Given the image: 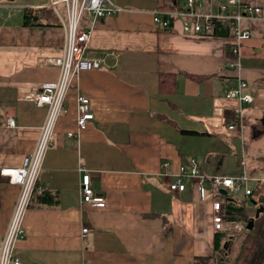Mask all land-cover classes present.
<instances>
[{"label":"crops","instance_id":"obj_1","mask_svg":"<svg viewBox=\"0 0 264 264\" xmlns=\"http://www.w3.org/2000/svg\"><path fill=\"white\" fill-rule=\"evenodd\" d=\"M114 1L125 10L95 23L86 53L102 59L103 66L80 72L69 88L67 113L57 122L39 175L41 191L58 201L40 205L34 198L29 205L25 238L15 247L21 264H194L197 257H217L211 198L201 200L191 184L170 192L168 181L175 182L190 159L202 174L231 177L218 172L224 170L225 156L238 160V133L226 127L239 105L226 94L238 80L247 83L244 92L253 97L243 105L244 140L249 130L253 140L264 137V0H241L260 7L262 14L242 21L251 37L242 43L239 71L227 66L235 43L231 31L229 37L187 38L181 19L171 28L155 24L156 12L181 10L187 0ZM195 1L197 12L216 14L218 3L228 0ZM49 4L0 0V171L22 165L45 120L47 108L23 96L59 78L58 67L41 62L56 56L65 39ZM36 9L45 10V26H25V11ZM239 11L229 6L231 14ZM90 24L86 17L83 26ZM161 74L175 77L173 93H160ZM195 75L212 77L199 81ZM80 96L89 100L94 118L70 137L78 132ZM8 118L15 127L6 126ZM254 128L261 132L257 138ZM259 161L264 165V158ZM164 162L169 178L161 176ZM80 168L91 175L103 206L82 203ZM256 174L264 180V172ZM18 194L9 179L0 184V241ZM233 248L232 242L230 252Z\"/></svg>","mask_w":264,"mask_h":264},{"label":"built area","instance_id":"obj_2","mask_svg":"<svg viewBox=\"0 0 264 264\" xmlns=\"http://www.w3.org/2000/svg\"><path fill=\"white\" fill-rule=\"evenodd\" d=\"M241 0H228L226 3H218L219 10L216 14L199 13L196 10L195 0H187V4L181 10L170 11L163 16L156 12L154 16L155 24L163 28H171L175 21L182 20V33L187 38L207 39L214 37V20H222L228 24L233 34L235 43L231 45L233 59L227 62V66L235 70H240L241 46L242 43L251 37V31L242 27V21L255 19L262 14V9L251 4H242ZM201 6V4H200ZM229 6H237L240 11L236 14L229 12ZM49 7L57 16L61 27L65 32L64 45L60 52L53 57H45L41 60L43 65H51L59 68V78L55 83L43 84L41 89L34 94L23 96L24 99L34 102L37 107H46L47 113L44 123L40 127V135L34 150L23 158L22 165L14 169H2L0 174L9 179V183L19 187V194L14 204L12 216L9 220L6 231L0 241V264H21L15 255L16 243L25 238L24 227L25 213L31 204L35 193L41 192L39 186V175L43 169V162L47 150L53 144V137L57 122L61 115L67 113L65 99L69 88L76 82L77 76L82 71H91L103 66L102 59L89 58L86 53L92 29L97 21L110 16H115L125 10L118 6L114 0H50ZM86 17L91 19V24L83 26ZM247 83L238 80L236 86L231 88L226 98L236 99L239 105L233 108L227 118L226 127L229 131L238 133L242 140V154L238 155V162L242 172L237 176H207L202 174L195 159H190L180 167L176 175L175 182L168 181V190L179 193L185 190L186 184L196 186L201 200L211 198L213 209V230L215 233L226 234L230 238L241 234L247 230L246 223L227 220L225 218L224 196L220 194L221 189H226L228 194L237 196L243 194L247 200L252 194L249 182L256 184L263 182L261 178H253L247 172V158L244 142L245 117L244 104L251 103L253 97L246 94L244 90ZM94 114L89 110V100L80 96L77 107V133L68 135H79L85 130L88 123L93 120ZM7 127H15L13 118L6 120ZM169 163L162 164L163 173L161 176L169 178L171 174L166 170ZM80 194L82 203L94 206H103L104 199L97 194L92 187L91 175L83 168ZM210 185V189L205 188V184ZM89 228H82V236L86 237Z\"/></svg>","mask_w":264,"mask_h":264},{"label":"trees","instance_id":"obj_3","mask_svg":"<svg viewBox=\"0 0 264 264\" xmlns=\"http://www.w3.org/2000/svg\"><path fill=\"white\" fill-rule=\"evenodd\" d=\"M45 10H26L24 15L25 26L31 27H42L45 24L42 23V16ZM43 14V15H41ZM214 37H229L230 27L222 20H214ZM199 81L205 80L212 76H191ZM177 82L175 77L171 74H161L159 82V91L161 94H171L176 90ZM186 133H196L193 131H185ZM251 174V173H249ZM8 179L0 174V184L7 182ZM262 185L256 184L252 190V194L249 196L251 200H258L262 195ZM34 198H37V202L40 205H54L57 203V196L47 192L41 191L34 194ZM224 209L225 218L227 220H235L246 223L248 226L249 222L253 219L251 229H247V236L244 239L243 245L240 252L233 259L231 264H264V212L260 214L258 218L250 216L247 213V199H239L231 194L224 196ZM31 201V202H32ZM235 237V236H234ZM228 237L226 234L215 233L214 249L222 256L217 257H197L194 264H222L228 262V250L230 249L231 243L234 242L233 238ZM229 242L227 250L224 249L225 243ZM225 254V255H224Z\"/></svg>","mask_w":264,"mask_h":264},{"label":"rangeland","instance_id":"obj_4","mask_svg":"<svg viewBox=\"0 0 264 264\" xmlns=\"http://www.w3.org/2000/svg\"><path fill=\"white\" fill-rule=\"evenodd\" d=\"M236 100V99H235ZM253 102V100H252ZM251 102V103H252ZM250 133L251 130H249L247 132V134L245 135V149H246V158H247V172L248 170L253 171L252 174H248L250 175V177H257V178H261L259 177V174H256L259 170L263 173L264 172V165L262 163H260L259 159L264 158V137H261L257 140H253L250 137ZM218 144V141H217ZM242 140L240 138L237 139V143L235 144V148L237 149L238 155L242 154ZM226 158L224 159V170L221 172H218L219 174H225V175H229V176H237L242 172V168L239 165V162L237 160V156H234L233 154L231 156H225ZM259 161V162H258ZM259 163L258 166L256 165V163ZM254 166L255 170H251V168L249 169L250 166ZM261 183V187H262V193L264 194V182H260ZM256 186V183L254 181H250L249 182V187L250 188H254ZM234 196V195H233ZM263 196V195H262ZM239 199H245L243 194H239L237 196H235ZM251 199L247 200V213L250 216H254L257 207H255L251 201ZM224 202H225V198H224ZM247 231L244 230L241 234L235 235V238L233 239V250L232 252H230L231 250H228V253H230V255H228V262L226 263H222V264H231L233 259L235 258V256L240 252V248L243 245L244 239L247 236ZM231 247V246H230ZM219 256H222L220 253L218 254ZM225 255V254H224ZM218 256V259H219Z\"/></svg>","mask_w":264,"mask_h":264},{"label":"water","instance_id":"obj_5","mask_svg":"<svg viewBox=\"0 0 264 264\" xmlns=\"http://www.w3.org/2000/svg\"><path fill=\"white\" fill-rule=\"evenodd\" d=\"M230 84H231V82H229V85ZM260 135H261V132L254 128L253 129V137L257 138ZM220 194L223 195V196H227L228 195V191L226 189H221L220 190ZM250 201L255 207H257L256 212L254 214V217L258 218L260 216V214H262L264 212V197L259 198L258 200H250ZM252 224H253V219L249 222V224L247 226V229H251L252 228ZM228 245H229V242L225 243V245H224V249L225 250H227Z\"/></svg>","mask_w":264,"mask_h":264}]
</instances>
